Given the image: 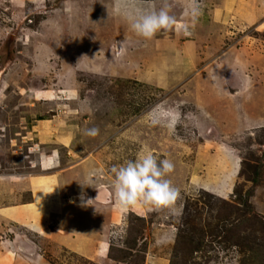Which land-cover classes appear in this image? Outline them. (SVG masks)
<instances>
[{
  "label": "rangeland",
  "instance_id": "1",
  "mask_svg": "<svg viewBox=\"0 0 264 264\" xmlns=\"http://www.w3.org/2000/svg\"><path fill=\"white\" fill-rule=\"evenodd\" d=\"M223 1L0 0V264H264V0ZM145 152L174 213L117 200Z\"/></svg>",
  "mask_w": 264,
  "mask_h": 264
},
{
  "label": "clouds",
  "instance_id": "2",
  "mask_svg": "<svg viewBox=\"0 0 264 264\" xmlns=\"http://www.w3.org/2000/svg\"><path fill=\"white\" fill-rule=\"evenodd\" d=\"M188 15L191 24H185L184 33L190 35L189 28L194 26L200 15V7L196 0L189 5ZM134 33L144 40L153 39L157 33L173 29L177 18L171 14L170 5L165 4L158 10H141L126 14ZM117 48L123 51V42ZM99 128H90L85 134L90 137L99 135ZM174 163L169 159H159L152 152H145L134 160H128L120 166H113L114 192L120 206L124 209L137 205L151 209H167L176 211V203L181 191L169 178L174 171ZM83 200V196L81 197ZM89 201V200H88ZM88 201L84 205H88Z\"/></svg>",
  "mask_w": 264,
  "mask_h": 264
},
{
  "label": "crops",
  "instance_id": "3",
  "mask_svg": "<svg viewBox=\"0 0 264 264\" xmlns=\"http://www.w3.org/2000/svg\"><path fill=\"white\" fill-rule=\"evenodd\" d=\"M208 1H209V0H208ZM208 1L206 0V3H207ZM214 1H215V0H214ZM223 2L226 4L227 1L224 0ZM227 6H228V5H227ZM135 7H136V6H135ZM178 24H179V23H178ZM179 25H180V24H179ZM190 53L192 54V52H190ZM190 53H189V54H190ZM74 232H76V231H74ZM74 232H73V233H74ZM103 249H105V248H103ZM102 251H103L102 253H104L105 250H102ZM96 253H99V250H96Z\"/></svg>",
  "mask_w": 264,
  "mask_h": 264
},
{
  "label": "bare ground",
  "instance_id": "4",
  "mask_svg": "<svg viewBox=\"0 0 264 264\" xmlns=\"http://www.w3.org/2000/svg\"><path fill=\"white\" fill-rule=\"evenodd\" d=\"M144 61V60H143ZM104 198H107V197H104Z\"/></svg>",
  "mask_w": 264,
  "mask_h": 264
}]
</instances>
